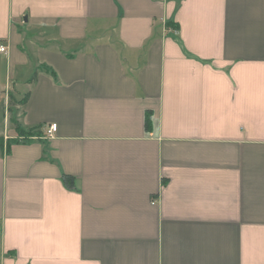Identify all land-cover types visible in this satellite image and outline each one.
I'll return each mask as SVG.
<instances>
[{"label":"crops","instance_id":"crops-1","mask_svg":"<svg viewBox=\"0 0 264 264\" xmlns=\"http://www.w3.org/2000/svg\"><path fill=\"white\" fill-rule=\"evenodd\" d=\"M0 43V264H264V0H0Z\"/></svg>","mask_w":264,"mask_h":264},{"label":"trees","instance_id":"trees-1","mask_svg":"<svg viewBox=\"0 0 264 264\" xmlns=\"http://www.w3.org/2000/svg\"><path fill=\"white\" fill-rule=\"evenodd\" d=\"M28 95L26 94L25 96V99H27ZM145 127L146 129H149L151 127V119L149 118V115H146V118H145ZM16 129L18 130L19 134L21 136H23L22 138L24 139H27L29 138L28 136L29 135H39V133L37 131H35V129L33 131H31L30 133H25L24 130H22L19 126H16ZM16 140L15 139H12L10 141H7V142H4L3 144V139L2 137H0V149H2L5 145V143L7 144V146L9 145V143H12V142H15Z\"/></svg>","mask_w":264,"mask_h":264},{"label":"built area","instance_id":"built-area-1","mask_svg":"<svg viewBox=\"0 0 264 264\" xmlns=\"http://www.w3.org/2000/svg\"><path fill=\"white\" fill-rule=\"evenodd\" d=\"M6 52H7V47L4 44L0 43V53H6ZM56 129H57L56 123L50 124L45 131L44 137L47 139L52 138L54 136V133L56 132ZM153 202L155 203V201Z\"/></svg>","mask_w":264,"mask_h":264},{"label":"rangeland","instance_id":"rangeland-1","mask_svg":"<svg viewBox=\"0 0 264 264\" xmlns=\"http://www.w3.org/2000/svg\"><path fill=\"white\" fill-rule=\"evenodd\" d=\"M0 137H2V139H3V144H4V142H6V141H10V139L4 138V136H0Z\"/></svg>","mask_w":264,"mask_h":264}]
</instances>
